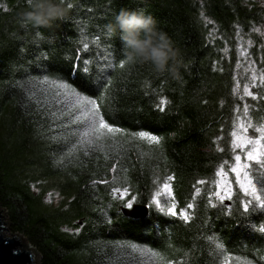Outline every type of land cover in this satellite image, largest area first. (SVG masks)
Wrapping results in <instances>:
<instances>
[{
  "label": "trees",
  "instance_id": "trees-1",
  "mask_svg": "<svg viewBox=\"0 0 264 264\" xmlns=\"http://www.w3.org/2000/svg\"><path fill=\"white\" fill-rule=\"evenodd\" d=\"M63 4L65 19L37 28L21 23L29 0H0V204L11 231L40 264H264V210L245 211L258 202L237 183L244 173L231 171L235 155L251 163L246 153L256 147L238 140L264 137V2ZM121 9L156 18L180 51L178 76L119 66L123 45L106 26ZM63 83L70 88L56 87ZM72 88L102 102L121 131L88 134ZM258 147L264 160V139ZM262 186L264 178L256 193L264 201ZM225 187L231 199L221 203L213 193ZM129 201L147 216L126 217ZM173 203L190 219L168 214Z\"/></svg>",
  "mask_w": 264,
  "mask_h": 264
},
{
  "label": "clouds",
  "instance_id": "clouds-1",
  "mask_svg": "<svg viewBox=\"0 0 264 264\" xmlns=\"http://www.w3.org/2000/svg\"><path fill=\"white\" fill-rule=\"evenodd\" d=\"M30 11L22 13L21 23L37 28H50L66 18L63 0H29ZM112 38H119L128 65H150L156 74L179 75L181 54L167 36L159 30L155 17L143 10L121 9L107 26Z\"/></svg>",
  "mask_w": 264,
  "mask_h": 264
},
{
  "label": "snow or ice",
  "instance_id": "snow-or-ice-1",
  "mask_svg": "<svg viewBox=\"0 0 264 264\" xmlns=\"http://www.w3.org/2000/svg\"><path fill=\"white\" fill-rule=\"evenodd\" d=\"M64 2V0H63ZM126 64L125 60L122 61L120 63V67H124ZM85 71H87V69L85 68ZM255 78V77H254ZM261 79H264V77H262ZM56 87L58 89H65L68 90L70 88V86L66 83L63 84H59L56 85ZM72 93L74 95L77 96V100H76V104L77 106L83 110V116L82 119L79 117H76L75 119L80 122L83 123L84 121H88L89 125H90V129L91 132L88 133L90 135H95L96 139H102V138H106L108 136H110L113 132H120L121 130L118 128H114L113 126H111L108 122H106L104 116L101 114V107H102V102L100 104H98L97 100L94 98H90L84 95H81L79 93L76 92V90L74 88L71 89ZM244 94L245 95H249L251 96L252 93L248 90L247 87H245L244 89ZM166 102L165 101H161L159 108L161 111H164V104ZM244 113L245 116H247L248 114V109L245 108L244 109ZM249 127H251V124L248 125ZM262 129L257 127L256 129H254V131H261ZM233 136H236V133L233 132L232 133ZM138 136L141 139H147L153 143L159 144L160 143V139L157 136L154 135H150L149 133H145V132H140L138 134ZM261 139H264V137H261ZM261 139H248L247 143L250 145H255L256 147H253L250 151H248L246 153V160L251 162V163H244L241 164V156L239 154L235 155V166L231 168V171L234 172L236 174L237 177H239L241 175V173L243 172V181L241 182L239 180H237V183H239L240 188L243 189V191L245 192L246 195H250L252 197L253 200L257 201L258 203L256 205L253 206L252 209H250L248 207V205H245V211L249 212V211H253L256 208H259L260 210H264V201L261 200V196L257 195V183L264 178V160H261L259 157L261 156V153L259 151V145L261 143ZM237 147H242V145L238 144L236 145ZM248 171H245V170ZM219 175L221 177H225L227 175V173L221 169L219 172ZM174 177L172 176H168L167 180L171 181L173 180ZM254 181H256L257 183H254ZM198 183L203 184L206 183L205 181H199ZM227 181H225V184L227 185ZM163 189L168 192L171 193L172 188L171 185L169 183H164L163 184ZM119 191V190H117ZM125 191H127L125 189ZM261 191L264 192V186L261 187ZM231 193V188L230 187H225V190L223 192V194H221L220 192H215L213 193L214 196L219 198V201L221 203H223L225 201V199H231L230 196ZM196 194L199 195L200 194V189L197 188L196 189ZM160 203H166V201H157V204ZM129 209L133 208V203L131 201H129L126 205ZM215 206V205H213ZM189 208L192 207V205H188ZM160 211H165L164 208H160ZM167 213L172 215V216H179L180 218H182L183 220L187 221L190 219L189 214L186 211H176V205L175 203H173L170 207H168L166 209ZM262 232H264V228L261 229Z\"/></svg>",
  "mask_w": 264,
  "mask_h": 264
},
{
  "label": "water",
  "instance_id": "water-1",
  "mask_svg": "<svg viewBox=\"0 0 264 264\" xmlns=\"http://www.w3.org/2000/svg\"><path fill=\"white\" fill-rule=\"evenodd\" d=\"M122 212L126 217L138 219L147 216L148 208L134 205L132 209L123 208ZM9 226L6 211L0 204V264H40V255L23 236L18 234L6 236L5 231L9 232Z\"/></svg>",
  "mask_w": 264,
  "mask_h": 264
},
{
  "label": "rangeland",
  "instance_id": "rangeland-1",
  "mask_svg": "<svg viewBox=\"0 0 264 264\" xmlns=\"http://www.w3.org/2000/svg\"><path fill=\"white\" fill-rule=\"evenodd\" d=\"M262 2H264V0H262ZM238 144H240V145H242V147H240V148H244L246 145H247V140H245V139H239L238 140V142H237V145ZM241 164H244L243 163V160H242V158H241V162H240ZM243 175V172L241 173V175L240 176H242ZM52 200H54V203H59V201H60V198L58 197V196H56V198L55 199H52ZM51 200V201H52ZM48 201H50L49 199H48ZM2 208V207H1ZM6 215H7V212H6ZM145 218V217H144ZM9 228V232L8 231H5V234H6V236L7 237H11V234H14L12 231H11V226H9L8 227ZM30 245V244H29ZM31 246V245H30Z\"/></svg>",
  "mask_w": 264,
  "mask_h": 264
}]
</instances>
